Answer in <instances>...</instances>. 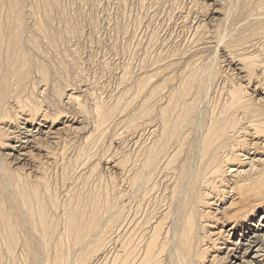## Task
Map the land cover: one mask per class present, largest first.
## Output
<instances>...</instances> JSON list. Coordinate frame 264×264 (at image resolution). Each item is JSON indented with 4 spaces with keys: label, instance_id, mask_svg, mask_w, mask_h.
Here are the masks:
<instances>
[{
    "label": "bare ground",
    "instance_id": "6f19581e",
    "mask_svg": "<svg viewBox=\"0 0 264 264\" xmlns=\"http://www.w3.org/2000/svg\"><path fill=\"white\" fill-rule=\"evenodd\" d=\"M154 1L156 2V0ZM217 1L220 4H225L222 3V0H215V2ZM42 2L44 1H41L40 3ZM204 2L205 0L203 1L202 7L203 5L205 6ZM227 2L228 4L226 3V5H224V11H221L223 10L221 6L220 13L217 12V9L213 11L209 10L211 11V13L208 17L216 21L212 26L210 25L208 29H204L203 27V22H205L204 20H197L198 24H196V26L192 22L194 25L191 28L193 29L194 26L195 28L193 30L192 38H190V47L187 46L188 49L186 47L183 48L186 49L184 51H181V49L180 52H175L174 50L173 53L172 51L170 56H168V58L164 56L165 58L162 59L161 63L157 66H153L155 64H150L151 67H145L140 64L141 68L136 69V73H143L150 70L148 74H151H149L148 76H144V78L142 79L137 76L140 80L136 79L137 81L132 82L131 77H134V75H132L130 77V83L128 74H132L131 70H129L131 66H128L129 68L126 67V69L124 68L119 79V85L122 88H120V91L122 90V92L119 91L118 93L120 94L116 95V97L113 95L114 98H112V96L110 95L111 98L108 103L102 102L100 99L99 100L101 102L97 101V97L94 96L95 94L92 93V91L89 92L88 89H85L86 87L83 90L81 89V95L82 97L84 96L83 98H85L86 101L85 104L88 103L87 100L91 101L93 104L91 107L92 109L89 106V110L88 107L86 108L82 99H80L79 96H76L74 92L75 85L73 84L76 83L72 84V80L73 78L75 80L77 76L76 74H79L78 70H75V68L74 70H72L73 72L78 71L72 73L75 74L74 77L73 75H71V72H69L71 69L65 67L66 65L63 68V62H61L63 63L61 68L62 71H58L60 70L61 64L59 69L56 70L55 68L54 71V68H52L53 65L51 64L52 62H50L52 66L50 65L49 67H51L54 71L52 72H58L60 74L58 75L56 73V75L52 77L50 76L53 79H49V74L51 71L49 72V74L48 71L51 69H49L48 71L45 70V66H47L46 64H49L45 62L47 56L46 54L49 51L47 49L46 51L48 52L44 54V50L47 48L46 46H53L55 45V43H58L56 37L58 36V33L56 34L57 30L55 28L60 27L55 26V24H57L59 20L57 21V23L53 22L52 24H50L51 19L54 18V16L52 15H55L51 13L53 12V4L50 2H46L44 4L42 3L43 5H41V7H38V5L40 4L35 2V0L31 2L32 4L30 3L35 7L31 8L30 5V7H28L32 9V11H29L30 9H27L28 12H30L29 15H33V21H31L32 24L30 25L31 36H28L29 39L28 37H26L28 40L27 42L25 38L27 28L24 29V27L28 26H24L26 24V21L23 25V17L25 15H22V9L20 10L19 8V4L22 2H20V0H0V11L3 10V8H6L8 10V13H6L7 18H9L8 14H11V21L8 19L9 24H7V27L5 24L6 19L5 21H3L4 19L2 20L1 18V14L3 12L5 14V11H1L0 14V124L2 126V128H0V147L2 150L8 152L5 153V156H9V158L10 156H12L14 163L15 161L23 162L30 167H34L33 163L38 161L41 156L38 157L36 161L33 158L34 161H32V163L28 158L29 152L25 149H32V145H39L40 143L38 142H41L42 140L48 141L47 139L52 140L56 143V141L59 139L51 136H58L66 132V134H68L71 125H69L68 122L62 120V122H60V127L55 130V133L53 132V129H55L54 121L57 122L58 119L63 117L62 115L64 111L67 110L74 114L72 116H77V119L81 120L82 122H80L82 128H80L79 131L82 133V135L80 134L82 136L80 145L81 143H83L82 148L84 150L80 151L81 148L79 149V153H76L77 156L75 158L72 157L74 159L72 160V163L79 164L82 156H87V152L89 151H87V149L92 150L91 146L100 140L98 137L102 136V140L105 136H103L102 134L105 133L108 136L111 132L107 134L106 130L110 128L109 126L114 121H118L116 125L114 124L115 122L113 123L116 127L114 129L116 130V132H113L114 136L117 132H119L115 136V138H134L135 140L132 145H135L137 147L135 149L134 146L132 153H130L131 150L129 149V152H117V150L114 148L116 151H114L113 153L111 152L107 157V163L110 162L112 164V168H114L115 171L117 170L121 179H123L122 183L124 182L126 186L125 188L127 189L124 193L122 191L123 189L120 190L122 191V193L119 194H115L116 190L113 191L118 182L115 186L113 185V190L109 189L110 191H104L105 194H103V191H101L100 188L98 189L99 186L97 187L96 185V190H99V192L101 191L102 194L98 193V191L95 190L88 196V194L86 193L87 191L85 190L86 192L84 193L87 194L88 198H84L82 197V190L81 192L79 191L82 195V198L77 197L75 199L73 197L74 201H72V198H69L71 195H69L68 198L71 201H68L67 199L68 202H65L64 200L65 204L62 205V207L58 206L59 203L56 204L58 200L55 203L54 198H52V195L54 196V194H50L51 190L49 189L51 187L46 180H42L44 178H36V180H39L38 182L42 180V182L40 183L29 184V182L33 181V179H31L27 183V179L25 180V177H20L13 173L4 172L9 169L8 168L7 170H5L6 168L4 166L3 173H0V264H2L4 253V251L2 252V248L5 246V244L7 245V247H9L8 250H10L11 248H15V246L18 245L22 240V238H20L21 232L25 234L26 239H28L22 240L25 243L21 241V244H24L21 246H24V249H27L30 253V247L32 248V245L36 246V244H33L35 243L34 241H30L32 238H34L32 237L33 234L38 237V241L44 248L49 247L48 244L51 242V240H54V242L56 241V244H60H57L59 246V248L57 247V249L54 246L56 250H59L57 252L54 249L58 254L55 255V259L52 257V261H54L52 264H264V0H228ZM210 5L211 4H209L208 6ZM194 8L196 7L194 6L193 9ZM207 9L203 8L202 14H205ZM65 10L66 9L64 7L63 11ZM197 10L198 9H194L192 11L195 12ZM189 12H191V10ZM222 12H224V14ZM35 13H38L40 15H36ZM105 13L107 12L105 11ZM190 14L188 15V17L190 16ZM196 14L198 15V12ZM192 15L194 16V14ZM36 16H38V18H36ZM60 16L62 18V15ZM27 18L29 19V17ZM185 21L187 22L188 20ZM185 21H183V23ZM58 24L60 25L61 23L59 22ZM187 24L188 23H184L183 25L186 26ZM205 24L208 25L209 23L207 22ZM138 27L140 26L138 25ZM6 28L8 29V31ZM23 30H25L24 36H22ZM28 31H30V29H28ZM62 31V34L64 33V36L67 37L66 39L68 40H71L69 38L77 39L80 36V31H78L77 26L76 28L73 27L72 29H70V27L66 24ZM22 37L25 38V41L29 44L24 46H29L31 49H34V51L39 52V54H36L37 52H35V56V54L33 53L34 51L30 49L33 53L32 55L31 51L26 47V51L25 49L23 50L27 53L30 51L29 54L31 53V55L26 56L27 53H24V51L21 50L23 46L21 45L22 47H20V44H22L20 42ZM61 37L58 40H60ZM39 39L47 45L45 46L44 43V45L41 43L42 45L39 46L37 41ZM25 41L23 40V44L26 43ZM41 41H39V43ZM61 42L64 43L63 41H59L60 44ZM59 43L57 45H59ZM163 45L165 46V44ZM186 45H188V42ZM52 46H49L48 48L50 49ZM40 47H46L43 50L44 53L42 52L43 56L46 55L44 56L45 59H42L44 57L40 55L42 51V48L40 49ZM61 47L59 49L58 46V49H56L60 51L63 48V50L65 51V49L67 48L66 47L64 49V47ZM142 48L143 47H141V49ZM56 49L54 48V53L51 50L54 55L57 53H55V51H57ZM203 49H208V52L209 49H211L212 52L214 51V55H216V52L218 53L219 51L223 60L225 61L224 63H226V65L229 66L233 71L232 75L229 76H233V74H235V76H233L234 78L227 76L225 78V76H221L222 71L220 72L217 69L212 70V64L210 65L211 69H205L206 73L208 74L215 73V75H212L216 76V79L214 78L216 82H218V79H222L224 85H221L223 88L221 87L222 90H220L222 93V97H220L221 93L219 92L220 99L218 101L215 99L216 102L214 100V102L211 103L208 101L212 100L213 98L210 100L208 99V101L206 99L209 97V93L207 94L206 91V89H208L206 88L207 84H212L213 82L211 81V79H209L211 78L209 77L211 76V74H207L208 76H205L206 73L203 74L200 70L199 72H197V70L194 68L195 66L193 65L197 63V61L193 60L195 58L194 56H197L198 54L200 55V51ZM151 52L153 51L151 50ZM52 53H48V55L50 54V57L48 56V60L46 59V61H49ZM71 53L69 54H73L74 56H76V52L74 53L73 51V53ZM188 53H191V56ZM202 53L204 52L202 51ZM57 54L58 56L60 55L59 52ZM62 54L66 55L65 52ZM69 54L67 53L68 56H64L65 58H61H64L65 60L73 63L72 60H70L71 58L69 57ZM187 54L189 55V59L190 57L191 59L192 57L194 58L192 60H189L188 63L186 62V64H183L185 63V61H188V58L186 56L185 61H183V56ZM38 55L40 56L37 57ZM28 56H34L32 57V59L36 57V63L41 61L38 58L42 59L45 62V66H41L43 63H38L39 65L37 64V70L35 68V70L38 71L35 74L37 76V79L35 80L38 81L37 85H33L34 83L32 84V87H30L31 85H29V87L31 88L30 92L27 91L28 95H26L27 92H25L26 96H22V94H20V91L22 89H25L23 91H26V88L23 87H26L25 82L29 80V76L32 75H29L30 71L27 69V67H29V60L31 59L27 58ZM58 56L54 58L57 59L55 61L56 63L59 59L62 61L61 58L58 59ZM135 56L137 55L135 54ZM72 58L75 59V57ZM198 59L199 58H197V60ZM37 60L39 61L37 62ZM200 60L202 59H199V62H201ZM67 61L65 62V64H67ZM181 61H183V63ZM158 62L155 61L156 64ZM189 64H191L190 66L193 65L194 67L192 68L188 66ZM197 64L196 66H198ZM220 64L218 66H221ZM92 66L90 67L92 68ZM114 67L116 66L114 65ZM65 68L69 69V71ZM177 69H184L183 72L182 70H179L184 74L182 76H179L178 78L172 77L171 74ZM27 71L29 72L27 73ZM224 71H226V69ZM228 71L227 74L229 73ZM81 75L82 74L80 73V76ZM72 76L73 78L71 79ZM87 78L89 77L87 76ZM78 80L76 82H78ZM93 80L95 81V79ZM153 80H158V83L153 82ZM82 82L83 81L81 80V85L79 84L81 87L83 85ZM84 82L86 83V81ZM90 87L92 88V86ZM218 87L220 86L218 85ZM209 88H211L210 85ZM98 94L99 93H97V95ZM206 95H208V97ZM102 96L103 95H101V97ZM8 100L10 101V106L8 108V106L6 105V108L9 110L5 108V104L8 103ZM137 103L138 108L135 111H132V108L135 107ZM71 113L66 114H68L69 116L71 115ZM66 114L64 117H66ZM120 115L122 117L124 116L123 118L125 119L127 116V120L123 121L124 123L122 122V120L125 119H121L122 117ZM119 117L121 118L119 119ZM18 118L20 120L22 118V125L24 126V128L22 129L21 133L20 131L17 132L18 137L14 138L15 141H13L12 137L9 138L11 134L9 129L10 125L12 124L11 122H13L14 119L17 120ZM121 123H123V125ZM13 124L15 126V122ZM147 128L151 129V131L149 129V136L146 138H142L143 132L146 131ZM73 130L75 131L76 129L74 128ZM12 132L14 131L12 130ZM72 133H70V135ZM136 134H138L139 136H136ZM80 135H78L77 138H79ZM74 136L76 138L75 134ZM114 136L111 137L114 138ZM59 137L62 138V135ZM66 137H68V135ZM69 140H71L70 137ZM48 143L50 142L48 141ZM61 143H63V141H60L59 145H62ZM94 145L97 146V144ZM118 148L120 147L118 146ZM41 149L44 150V147ZM47 150H45L46 153L44 154H46L47 159L49 155L51 156L50 159H52L53 154H50L49 151L47 153ZM62 150L63 151L60 154L61 163L63 161L62 155L65 156V153L63 152L64 150L66 151V147ZM51 151L52 149L50 150V152ZM91 154H88L89 158ZM29 155L32 156V154ZM12 157L10 159H12ZM72 158H70L68 162H71ZM93 158L94 157L92 156V158L90 159ZM0 159H2V157ZM57 159L53 160L57 161ZM40 160L41 159H39V161ZM65 160L66 158L64 159V161ZM85 162V164H87L88 159L87 161L85 159ZM82 163L84 164V162ZM11 165L12 164H10L9 167ZM73 166L77 167L76 165ZM36 167L38 166L36 165ZM36 167H34L33 169L35 170ZM44 168H42V171L45 170ZM94 168L93 172L95 173ZM18 169L19 168L17 167V170ZM69 171L71 172L72 170ZM96 171H98V168ZM33 172L34 171H32V175H34ZM38 172H40V169ZM19 173L21 172L19 171ZM76 174L77 173H75V175ZM90 174H92V172ZM22 175L24 176V173ZM39 175L41 174L39 173ZM114 180V182L117 181L116 179ZM110 183L112 182L110 181ZM60 185L62 187V184ZM159 185L162 187L161 191H159L158 189ZM85 187L83 186V188ZM93 188H95V185ZM116 189L118 190L117 187ZM155 189H157L159 192H162L161 199L158 201L156 200L157 202L153 203H162L159 204V207H161L162 205L163 208L162 210L160 208L161 212L157 213L158 215L156 216L158 217L154 220L148 221L149 219H152V216H150V218L148 220L146 218V221L144 222H140L141 220L137 221L140 224L136 225H132L131 223H133L134 221L131 220L128 224V226L130 227H128L125 223L123 224L121 220L127 221V219H122L125 216L123 214H125L124 212L126 210L124 211L123 208L119 206L120 203H123L121 202V197L123 196V199H125L127 195L129 196L131 194L130 196H132V193H138V196H140V201L142 202L141 204L144 207L145 202L148 200L151 194H154ZM8 190H10L12 193V196L9 197H12V201L15 202V204L12 203L13 205H10L11 203H8L10 205L9 210L7 209L8 204L5 207L6 200L4 201V194L11 195L10 191ZM7 191L9 192V194L6 193ZM136 197L137 196L135 195L134 200H136ZM156 197L157 195L155 196V198ZM133 198L131 199L133 200ZM156 199H158V197ZM149 200L153 201L154 199L150 198ZM140 201H138L139 205ZM149 202L148 204H150ZM122 206H125L124 203ZM142 206L140 205V207L138 208H142ZM148 207L149 206H147L146 209ZM135 210L137 211L138 209ZM154 211L156 214L157 210ZM57 212H61L63 216L62 225L59 224L60 222L58 223V221L56 222L53 219V216H55ZM138 215H136L137 218L140 217ZM135 219L136 218L134 216V220ZM121 225L125 227L127 226L129 228V230L127 229L128 231L125 230L127 231V233H124L126 237L123 240L117 239V235L120 233L119 230ZM114 231H118V234H115L117 238H112L113 235L111 236V234L115 233ZM108 236L111 237L109 239L114 243V246L112 245V247L115 249V251L112 257H108V255H106L107 253L103 256L105 252H102L103 248L105 247L104 245L106 244L105 240L108 238ZM109 239L107 240L110 241ZM54 242H52V245ZM8 250L7 252H9ZM14 251L16 252L17 250ZM14 251L13 253H15ZM45 253H47V251ZM26 259H28V257ZM26 259H24V261H26ZM48 259H51V257H49ZM27 262H25V264H27Z\"/></svg>",
    "mask_w": 264,
    "mask_h": 264
},
{
    "label": "rangeland",
    "instance_id": "374dc122",
    "mask_svg": "<svg viewBox=\"0 0 264 264\" xmlns=\"http://www.w3.org/2000/svg\"><path fill=\"white\" fill-rule=\"evenodd\" d=\"M24 1L25 0H20V2H22V3H20L19 4V8H20V10L22 11V15L24 14L25 16L23 17V25L25 24V21H26V24L24 25V26H28V27H24V29L25 28H27V31H28V29H30V31H26V34H25V30H23V32H22V36H24V34H25V38L26 37H28V36H31V24H32V22L31 21H33V15L31 16V15H29V13L30 12H28V10L30 9L29 7H30V5L32 4L31 2H33L34 0H29V2H28V0H26L25 1V3H24ZM39 1V0H38ZM37 0H35V2H37L38 4H40V5H38V7H41V5H43L44 3H46V2H50V3H52L53 4V9H52V11L53 12H51L52 14H55V15H52V16H54V18H52L51 19V23L50 24H52L53 22L54 23H57V21L59 20V22L61 23L60 25L58 24H55V26H60L59 28H55L56 30H57V32H56V34L58 35V36H56L57 37V42L59 43V41H63L64 43H62L61 42V44L59 43V45H57L58 43H55V45H48V46H46L47 44H45L43 41H41L40 39L39 40H37L38 41V44H39V46H41L43 43L45 44V46L47 47H45V48H42V47H40V49L42 50L41 51V56H43V53L44 54H46V52H48V53H52V51H53V53H54V48L56 49H58V46H59V49H60V47L62 46V45H64V46H62V47H64V49L67 47V48H69V49H65V51L63 50V48L59 51V50H57V51H55V53L57 52H59L60 53V55L58 56V54L56 53L55 55L52 53L51 54V58H49V61H46V59L48 60V56L50 57V54L48 55V53L46 54V55H44V56H46V59H45V57L44 58H42V59H45V62H47V63H49V64H46L47 66H45L44 64H45V62L42 60V59H40V58H38L39 60H41L40 62H38L39 60H37V62L38 63H43L41 66H45L46 68H45V70L46 71H48L49 69H51V70H49L48 71V74H49V72H50V74H49V77L51 76H54V75H56V73L58 74V75H60L58 72H55V73H53L54 71H55V68H56V70L57 69H59V67H60V64H61V67H60V70H58V71H62L61 70V68H62V64L64 63V65H63V68H64V66L65 67H67V68H69V69H71L70 71H69V69H67V68H65V69H67L69 72H71V75H73L74 77H75V74H72V73H75V72H78L79 71V74H76L78 77H81V78H78L77 76H76V78H77V80H78V82H76L77 80H76V78H75V80H74V78H73V76L71 77V79L73 78V82H72V84L73 83H76V84H73V85H75V86H77V87H75L74 86V88H75V90H74V92H75V95L76 96H79V98L80 99H82V101L84 102V104H85V98H83L82 97V90L85 88V89H88L89 90V92H91L92 91V93H94L95 95V97H97V101H102V102H107L108 103V101L110 100V95L112 96V98H114V96L116 97V95H119L120 93H118L119 91H120V88H121V86L119 85V79H120V76H121V74H122V70L125 68L126 69V67L127 68H129L128 66H131L130 68H129V70H131V72H132V74L131 73H129L128 74V76H129V82L131 81V79H130V77L132 76V75H134V77L132 76L131 78H132V82H135V81H137V80H140L139 78H144V76H148L149 74H151V73H149L148 74V72H150V70L149 71H147V72H143V73H136V69H139V68H141V65L142 66H147V67H151V65H153V64H155V65H153V66H157V65H159L160 63H161V61H162V59H164L165 57L166 58H168V56H170V54L172 53V51H173V53H174V50H175V52H180V49H181V51H184V50H186V49H183V48H186L187 46L188 47H190V41H191V39L190 38H192V35H193V30H194V28H195V26H196V24H198V21L200 20V21H202V20H204L205 22H203L204 23V25H203V27H204V29L206 28V29H208V27H210V25L212 26L213 25V23H215V21L216 20H214V19H211V18H209L208 16L210 15V13H211V11H209V10H215V9H217V12H221V11H224V9H225V6L224 5H226V3L228 4V0H222V3H225V4H220L218 1L217 2H215V0H205V2H204V4H205V6L203 5V7H202V4H203V1L204 0H163V2H162V0H156V2L154 1V0H41V1H44V2H42V3H40L41 1H39L38 2ZM71 1V2H70ZM80 1V2H79ZM175 1H176V3H175ZM185 1V2H184ZM202 1V2H201ZM212 1V2H211ZM142 2V3H141ZM167 2V3H166ZM170 2V3H169ZM190 2V3H189ZM199 2V3H198ZM31 3V4H30ZM37 3H36V6H37ZM93 3V4H92ZM97 5H96V4ZM101 3H102V5H101ZM121 5H120V4ZM124 3V4H123ZM144 3V4H143ZM147 3V4H146ZM186 3V4H185ZM194 3V4H193ZM208 3V4H207ZM215 3H217V4H215ZM26 4V5H25ZM29 4V5H28ZM137 4V5H136ZM190 4V5H189ZM201 4V5H200ZM209 4H211L210 6H208ZM22 7H21V6ZM55 5V6H54ZM101 5V6H100ZM113 5H114V7H113ZM125 5V6H124ZM141 5H142V7H141ZM153 5V6H152ZM161 5V6H160ZM186 5V6H185ZM197 5V6H196ZM29 6V7H28ZM67 6V7H66ZM109 6V7H108ZM173 6V7H172ZM178 6V7H177ZM196 7V8H194V9H198L197 11H195V12H193L192 10H194L193 9V7ZM220 6V7H219ZM221 6H222V8H223V10H221L220 11V9H221ZM224 6V7H223ZM24 7H25V9H24ZM33 7H35L34 5L32 6L31 5V8H33ZM58 7V8H57ZM64 7H65V11H63V9H64ZM199 7V8H198ZM208 7H210V8H208ZM54 8H56V9H54ZM80 8V9H79ZM125 8V9H124ZM171 8V9H170ZM190 8H192V9H190ZM203 8H205V9H207L206 10V12H207V14H206V12H205V14H202L203 12ZM213 8V9H212ZM28 9V10H27ZM69 9V10H68ZM78 9V10H77ZM89 9V10H88ZM189 9V10H188ZM58 10V11H57ZM116 10H118V11H116ZM170 10V11H169ZM191 10V12H189ZM200 10V11H199ZM1 11H5V14H4V12L1 14ZM0 11V14H1V18H2V20L3 21H5V19H6V27H7V24H9V20L11 21V14L9 13L8 15H9V18H7L6 17V13H8V10L5 8H3V10H1ZM23 11H24V13H23ZM27 12V14H26V12ZM29 11H32V9H30ZM63 11V12H62ZM87 11V12H86ZM105 11L108 13H105ZM125 11V12H124ZM172 11V12H171ZM179 11H181V12H179ZM186 11V12H185ZM209 11V12H208ZM57 12V13H56ZM116 12H117V14H116ZM193 12V13H192ZM198 12V15L196 14ZM201 12V13H200ZM82 13V14H81ZM125 13V14H124ZM190 14V18L188 17V15ZM223 14H224V12H222ZM4 14V15H3ZM36 15H40V14H38V13H35ZM58 14V15H57ZM73 14V15H72ZM183 14H185V15H183ZM186 14H187V16H186ZM192 14H194V16L192 15ZM60 15H62V18H61V16ZM72 15V16H71ZM87 15H88V17H87ZM125 15V16H124ZM154 15V16H153ZM172 15V16H171ZM192 15V16H191ZM197 15V16H196ZM4 16H5V18H4ZM29 17V19H31V20H29L27 17ZM51 16V17H52ZM70 16V17H69ZM168 16V17H167ZM175 16H177V17H174ZM196 16V17H195ZM25 17H26V20H25ZM31 17V18H30ZM56 17H57V19H56ZM78 17H80V18H78ZM123 17V18H122ZM170 17V18H169ZM192 17V18H191ZM35 18V17H34ZM36 18H38V16H36ZM59 18V19H58ZM66 18H67V20H66ZM70 18V19H69ZM79 20H78V19ZM109 18V19H108ZM124 18H125V20H124ZM188 18V19H187ZM196 18V19H195ZM9 19V20H8ZM28 19V20H27ZM76 19V20H75ZM108 19V20H107ZM90 20V21H89ZM185 20H188L187 22L185 21ZM198 20V21H197ZM211 20H213V21H211ZM27 21H28V24H27ZM79 21V22H78ZM183 21H185L184 23L186 24V23H188L186 26L185 25H183L184 23H183ZM195 21V22H194ZM210 21V22H209ZM77 22V23H76ZM100 22V23H99ZM102 22V23H101ZM108 22V23H107ZM195 24V26L193 27V29L191 28L194 24ZM209 23L208 25L207 24H205V23ZM65 23V24H64ZM139 23V24H138ZM141 23V24H140ZM143 23V24H142ZM211 23V24H210ZM67 24V26H69L70 27V29H72L73 27L74 28H76V26H77V29H78V31H80V36H79V38H77V39H74V38H69V39H71V40H68V39H66L67 37H65L64 35V33L62 34V29L65 27V25ZM71 24V25H70ZM77 24V25H76ZM105 24V25H104ZM115 24V25H114ZM117 24V25H116ZM76 25V26H75ZM108 25V26H107ZM138 25L140 26V27H138ZM73 26V27H72ZM96 26V27H95ZM182 26V27H181ZM206 26V27H205ZM118 29H116V28ZM62 28V29H61ZM80 28V29H79ZM115 28V29H114ZM191 28V29H190ZM7 29V28H6ZM85 29V30H84ZM99 29V30H98ZM102 29V30H101ZM107 29V30H106ZM115 31H114V30ZM125 29V30H124ZM203 29V30H204ZM61 30V31H60ZM94 30V31H93ZM98 30V31H97ZM117 30V31H116ZM122 32H121V31ZM124 30V31H123ZM7 31H8V29H7ZM6 31V32H7ZM113 31V32H112ZM205 31V30H204ZM117 32V33H116ZM88 33H89V35H88ZM97 33V34H96ZM123 33V34H122ZM192 33V34H191ZM30 34V35H29ZM55 34V35H56ZM62 34V35H61ZM106 34V35H105ZM152 34H153V36H152ZM156 34V35H155ZM62 37H61V36ZM99 35H100V37H99ZM191 37H190V36ZM82 36V37H81ZM155 36V37H154ZM61 37V39L60 40H58L59 38ZM63 37H65V38H63ZM84 37V38H83ZM92 37V38H91ZM126 37V38H125ZM151 37V38H150ZM153 37V38H152ZM157 37V38H156ZM184 37V38H183ZM25 38H23L22 37V39L25 41ZM105 38V39H104ZM148 38V39H147ZM167 38V39H166ZM180 38V39H179ZM188 38V39H187ZM21 39V43L22 44H20V47H22L21 48V50L22 51H24L23 49H25V51H26V47L30 50L31 48L29 47V46H24V45H29L27 42H28V40H27V38H26V40H27V42L26 43H24L23 44V40ZM28 39H29V37H28ZM66 39V40H65ZM100 39V40H99ZM119 39V40H118ZM153 39H156V40H152ZM186 39H187V41H186ZM88 40V41H87ZM98 40V41H97ZM105 40V41H104ZM110 40V41H109ZM142 40V41H141ZM145 40H146V42H145ZM151 40V41H150ZM159 40V41H158ZM185 40V41H184ZM39 41H41L40 43H39ZM67 41V42H66ZM69 41H70V43H69ZM93 41V42H92ZM100 41V42H99ZM118 41V42H117ZM164 41V42H163ZM183 41V42H182ZM82 42V43H81ZM86 42V43H85ZM102 42V43H101ZM132 42V43H131ZM135 42V43H134ZM172 42V43H171ZM186 42V43H185ZM187 42H188V45H186L187 44ZM42 43V44H41ZM100 43V44H99ZM118 43V44H117ZM143 45H142V44ZM149 43H150V45H149ZM176 43V44H175ZM43 44V45H44ZM67 44V45H66ZM77 44V45H76ZM90 44V45H89ZM98 45V47H97V45ZM105 44V45H104ZM113 44V45H112ZM117 44V45H116ZM156 44V45H155ZM158 44V45H157ZM163 44H165V46L163 45ZM166 44H168V45H166ZM174 44V45H173ZM186 46H185V45ZM22 45V46H21ZM56 45H57V47H56ZM61 45V46H60ZM101 45H102V47H101ZM49 46H52L50 49L48 48ZM73 46V47H72ZM111 46V47H110ZM115 46V47H114ZM149 46V47H148ZM153 46V47H152ZM154 46H155V49H154ZM163 46V47H162ZM170 46V47H169ZM44 47V46H43ZM90 47H91V49H90ZM94 47V48H93ZM138 47V48H137ZM141 47H143L142 49H141ZM188 47H187V49H188ZM73 48V49H72ZM85 48V49H84ZM98 48V49H97ZM101 48V49H100ZM112 48V49H111ZM115 48V49H114ZM144 48H146V49H144ZM166 48V49H165ZM171 48V49H170ZM178 48V49H177ZM27 49V50H28ZM45 49V50H44ZM48 49V51H46ZM70 49H72L73 51H74V53L76 52V56H74L72 53H73V51L72 50H70ZM87 49H88V51H87ZM108 49V50H107ZM111 49V50H110ZM127 49V50H126ZM177 49V50H176ZM28 50V51H29ZM32 51H34V49H31ZM30 50V51H31ZM43 50H44V52H43ZM52 50V51H51ZM68 50H70V51H68ZM78 50V51H77ZM84 50V51H83ZM90 50V51H89ZM94 50V51H93ZM102 50V51H101ZM114 50V51H113ZM136 50V51H135ZM146 52H145V51ZM151 50L153 51V52H151ZM167 50V51H166ZM205 49H203V50H201L200 51V55L198 54L197 56H194V57H192V59L193 60H195V61H197V63H195V64H193L192 66H190L191 64H189L188 66H190V67H194L196 70H197V72H199V70L201 71V73H203V74H205L206 73V70L205 69H209L210 68V65L212 64L213 66V69L212 70H215V69H217V70H219L220 72H221V76H225V78H226V76L227 77H233V76H235V74H233V76H229V75H232V73H233V71H232V69L229 67V66H227L226 65V63H224L225 61L223 60V58H222V56H221V54L219 53V51H218V53L216 52V55H214V51L212 52V50L211 49H209V52L207 51L208 49H206L205 51L207 52H205L204 51ZM24 51V53H27V52H25ZM29 51V52H30ZM32 51H31V53H32ZM62 51V52H61ZM67 51V52H66ZM97 51V52H96ZM99 51H101V52H99ZM202 51L205 53H202ZM29 52L26 54V56L27 55H31V53L29 54ZM35 52H37V51H34L33 53L35 54ZM43 52V53H42ZM65 52V54L66 55H63L62 53H64ZM81 52V53H80ZM85 52V53H84ZM112 54H111V53ZM120 52V53H119ZM157 52V53H156ZM212 52V53H211ZM33 53H32V55H33ZM67 53L69 54V53H71L72 55H70L69 54V57L71 58H69L70 60H72V62L75 64H73V63H71V62H69V61H67V60H65L64 58L66 57V56H68L67 55ZM83 53V54H82ZM103 53V54H102ZM125 53V54H124ZM147 53V54H146ZM162 53H163V55H162ZM36 54H39V52H37ZM36 54H35V56H36ZM63 56H62V55ZM94 54V55H93ZM96 54V55H95ZM100 54V55H99ZM135 54L137 55V56H135ZM169 54V55H168ZM189 55L191 54V53H188ZM187 54V55H188ZM204 54V55H203ZM208 54V55H207ZM40 55H38L37 57H39ZM52 55H54V56H52ZM98 55V56H97ZM104 55V56H103ZM159 55V56H158ZM187 55H184L183 57V61H185V59H186V57L188 58L187 60L188 61H185V63H183V61H181L183 64H186V62L188 63L189 62V60H192L191 59V57H190V59H189V55L187 56ZM218 55V56H217ZM219 55H220V57H219ZM56 56H58V59L59 58H61V57H64L63 59H62V61L59 59L58 61H57V63L55 62L57 59H54V58H56ZM75 57V59H73L72 57ZM84 56V57H83ZM92 56V57H91ZM103 56V57H102ZM120 56V57H119ZM134 56V57H133ZM161 56V57H160ZM165 56V57H164ZM186 56V57H185ZM191 56V55H190ZM193 56V55H192ZM32 57H34V56H28L27 58H31L29 61V67H27V69L30 71H27V73L29 72V75H31V76H29V80H27L25 83H26V87H23V88H26V91H23V90H25V89H22L21 91H20V94H22V96H26V95H28V92H30V90H31V88L30 87H32L33 85H37V80H35V79H37V76L35 75L38 71H36L37 70V66L39 65L38 63H36V57L35 58H33L32 59ZM83 57V58H82ZM107 57V58H106ZM144 57H145V59H144ZM158 57V58H157ZM81 58V59H80ZM88 58H90V59H88ZM98 58V59H97ZM106 58V59H105ZM112 58V59H111ZM197 58H199V59H202V60H200L201 62H199V59L197 60ZM218 58V59H217ZM50 59H52V60H50ZM54 59V60H53ZM100 59V60H99ZM103 59H105V60H103ZM132 59V60H131ZM134 59V60H133ZM148 59H149V61H148ZM159 59H160V61H159ZM211 59V60H210ZM218 60V62H217V60ZM219 59H220V61H219ZM32 60V61H31ZM65 60V61H64ZM75 60V61H74ZM113 60V61H112ZM126 60H127V62H126ZM145 60V61H144ZM205 60V61H204ZM208 62H207V61ZM43 61V62H42ZM60 61V62H59ZM67 61V64H65V62ZM80 61V62H79ZM98 61V62H97ZM105 61V62H104ZM142 61V62H141ZM147 61H148V63H147ZM151 61V62H150ZM155 61L156 62H158L157 64L155 63ZM194 61V62H195ZM215 61V62H214ZM32 62V63H31ZM50 62H52L51 64L53 65H51L50 64ZM55 62V63H54ZM59 62V63H58ZM61 62H63V63H61ZM77 64H76V63ZM91 62V63H90ZM101 62H103V63H101ZM143 62H144V64H143ZM153 62V63H152ZM191 62V61H190ZM193 62V61H192ZM212 62V63H211ZM222 62V63H221ZM54 63V64H53ZM69 63V64H68ZM71 63V64H70ZM79 63H80V65H79ZM110 63V64H109ZM117 67H114V65ZM120 63V64H119ZM134 63H135V65H134ZM181 63V64H182ZM206 63V64H205ZM221 65V66H218L219 64ZM36 64V65H35ZM38 64V65H37ZM58 64H59V66H58ZM97 64H99V65H97ZM109 64V65H108ZM141 64V65H140ZM151 64V65H150ZM182 64V65H183ZM196 64L198 65V66H196ZM225 64V65H224ZM35 65V66H34ZM52 66V68H54V71H53V69L51 68V67H49V66ZM56 67H55V66ZM68 65V66H67ZM72 65V66H71ZM75 67H74V66ZM80 67H79V66ZM81 65H83V66H81ZM84 65H86V66H84ZM93 65V66H92ZM112 65V66H111ZM121 65V66H120ZM139 65V66H138ZM204 65V66H203ZM224 65V66H223ZM43 66V67H44ZM90 66H92V68L90 67ZM106 66H108V67H106ZM134 66V67H133ZM203 66V67H202ZM216 66H217V68H216ZM71 67V68H70ZM78 67V68H77ZM84 67V68H83ZM201 67H202V69H201ZM208 67V68H207ZM220 67V68H219ZM225 68L226 69V71H224L225 69H223V68ZM35 68H36V70H35ZM73 68V69H72ZM74 68H75V70H78V71H75V72H73L72 70H74ZM83 68V69H82ZM86 68V69H85ZM100 70H99V69ZM101 68H102V70H101ZM200 68V69H199ZM107 69V70H106ZM176 69V68H175ZM194 69V70H195ZM211 69V68H210ZM228 69H229V71H228ZM33 70V71H32ZM83 70V71H82ZM96 70V71H95ZM104 70V71H103ZM117 70V71H116ZM121 72H120V71ZM133 70V71H132ZM179 70H182V72H183V70L184 69H177L176 71H174L172 74L171 73H169V74H171V76L172 77H179V76H182L184 73H181V71H179ZM204 70H205V72H204ZM53 71V72H52ZM84 71H86V72H84ZM138 71V70H137ZM227 71L229 72L228 74H227ZM231 71V72H230ZM103 72H104V74H103ZM33 73H34V76H33ZM53 73V74H52ZM80 73L82 74L81 76H80ZM90 73V74H89ZM200 73V74H201ZM52 74V75H51ZM96 74V75H95ZM99 74V75H98ZM106 74V75H105ZM146 74V75H145ZM208 73H206L205 74V76L207 75ZM211 73H209L208 75H210ZM212 74H214L215 75V73H212ZM211 74V76H209V77H211V78H209V79H211V81H213L212 82V84L210 83V84H207V87L206 88H208V89H206V91H207V94L209 93V97H208V95H206L208 98H206L207 99V101H208V99L210 100V99H212V100H210V101H208V102H214V100L216 99L217 101L220 99L219 98V94L221 93V91L220 90H222L221 89V87L222 86H224L223 85V81H222V79H218L217 81L218 82H216V76H214V75H212ZM70 75V74H69ZM70 75V76H71ZM102 75V76H101ZM143 75V76H142ZM207 75V76H208ZM34 78H33V77ZM84 76V77H83ZM87 76L89 77V78H87ZM92 76V77H91ZM113 76V77H112ZM136 76V77H135ZM139 78H138V77ZM204 76V75H203ZM49 78V79H53V78ZM86 77V78H85ZM94 77V78H93ZM96 77V78H95ZM107 77V78H106ZM199 77H200V75H199ZM198 77V78H199ZM32 78V79H31ZM95 79V81L93 80V79ZM212 78H213V80H212ZM215 78V79H214ZM234 78V77H233ZM34 79V80H33ZM70 79V80H71ZM83 81L82 82V84L83 85H85V86H83L82 85V87L80 86L81 85V80ZM84 79V80H83ZM96 79H98V80H96ZM137 79V80H136ZM223 79H224V77H223ZM236 79V78H235ZM89 80V81H88ZM29 81V82H28ZM33 81V82H32ZM36 83H35V82ZM84 81H86V83L84 82ZM98 81V82H97ZM115 81V82H114ZM210 81V82H211ZM95 82V83H94ZM153 82H155V83H158V80L157 81H154L153 80ZM152 82V83H153ZM28 83V84H27ZM31 83V84H30ZM34 83V84H33ZM90 83H91V85H90ZM100 83V84H99ZM118 83V84H117ZM131 83V82H130ZM216 83H218V84H216ZM33 84V85H32ZM79 86H78V85ZM86 84H87V86H86ZM97 86H96V85ZM109 84V85H108ZM216 86H215V85ZM29 85H31L30 87H29ZM209 85H210V87L211 88H209ZM218 85L220 86V87H218ZM222 85V86H221ZM25 86V85H24ZM27 86H28V88H27ZM90 86H92V88L90 87ZM99 86V87H98ZM115 86V87H114ZM214 86V87H213ZM88 87V88H87ZM105 87V88H104ZM111 87V88H110ZM113 87H114V89H113ZM218 88V89H217ZM223 88V87H222ZM40 89V88H39ZM69 89H71V88H69ZM82 89V90H81ZM122 89V88H121ZM78 92H77V91ZM98 90V91H97ZM105 92H104V91ZM209 90V91H208ZM216 90H218V91H216ZM28 91V92H27ZM80 91V92H79ZM213 91V92H212ZM23 92V93H22ZM25 92H27L26 93V95H25ZM100 92H101V94H100ZM104 92V93H103ZM120 92H122V90L120 91ZM218 92V93H217ZM220 92V93H219ZM79 93H80V95H79ZM97 93H99L98 95H97ZM115 93V94H114ZM24 94V95H23ZM215 94H216V96H215ZM101 95H103L102 97H101ZM114 95V96H113ZM81 96V97H80ZM107 96H109V97H107ZM212 96V97H211ZM104 97V98H103ZM217 97V98H216ZM220 97H222V93L220 94ZM109 98V99H108ZM100 99V100H99ZM205 99V100H206ZM86 100H87V98H86ZM216 100H215V102H216ZM100 101V102H101ZM8 103H6L5 104V108L8 106V108H9V106H10V101L8 100L7 101ZM87 104H85V106H86V108L88 107V109L90 110V108L92 107V102L91 101H89V100H87ZM206 102V101H205ZM210 103H208V104H210ZM9 104V105H8ZM89 104H91V105H89ZM207 104V105H208ZM7 105V106H6ZM89 106H90V108H89ZM134 108V109H133ZM132 108V111H135L137 108H138V103L135 105V107H133ZM7 109V108H6ZM92 109V108H91ZM7 110H9V109H7ZM68 111V110H67ZM67 111H64V113H63V117H61L60 119H58L57 120V122L56 121H54V125H55V129H53L54 131V133L56 132L55 130L56 129H58L59 127H60V122H62V121H66V122H68L69 123V125H71V129L69 128V132H68V134H66V133H62V134H60V135H54V136H51V137H54V138H58L61 142L63 141V143H61L62 145H59L60 144V141L59 140H57L56 141V143L54 142V141H52V140H49V139H47L50 143H48V141H45V140H42L41 142H38V143H40L39 145H32L31 147H33L32 149L30 148V149H25L26 151H28L29 152V154H32V156L31 155H29L28 154V158L31 160V162L32 161H34V159H35V161H36V159H38V157H40L41 156V158H39V159H41L40 161H39V159H38V161H36V162H32L33 163V165H34V167H36V165L38 166V167H36V169L34 170L33 168L34 167H30L29 165H27V164H25V163H23V162H16L15 161V163H14V160H13V157L12 156H10V158L12 157V159H10L9 158V156H5V153H8L7 151H5V150H2L1 149V147H0V158L2 157V159H0V173L2 172L3 173V167L5 166V170H7L8 168V170L7 171H4V172H8V173H13V174H15V175H17V176H22V177H25V180L27 179V183L31 180V179H33V181H30L29 182V184H36V183H40V182H42V180L44 181V180H46L47 182H48V184H49V186L51 187L49 190H51L50 192V194L52 195V194H54V196L57 198H55L53 195H52V198H54V201H55V203H56V201H57V203L56 204H58V206L59 207H62V205H64L65 203H64V200H65V202L67 201V199H68V201H74V199H73V197L76 199L77 197H81L82 195H81V191L83 190V196L82 197H84V198H88V196L90 195V194H92L91 192H93V191H95L97 188H96V185H97V187H98V189L100 188V190L101 191H103V194H105L104 193V191L106 192V191H110V190H113V188H114V186L116 185V183L118 182V184L116 185V187L118 188V190L116 189V187L114 188V190L113 191H115V194H119V193H122V191H123V193L127 190L125 187V184H124V182L122 183V180L123 179H121V177H120V175L118 174V171L116 170L115 171V169L114 168H112V164L110 163V162H108L107 163V157L110 155V153L112 152H114V151H116L117 150V152H129L128 151V149L129 150H131V152L130 153H132V150L134 149V146L135 145H132L133 143H134V138H131V139H128V138H126V139H119L118 137H116L115 138V136L119 133V132H117L116 133V135L114 136V134H113V132L115 133L116 132V130H114L116 127H115V125L118 123V121H114L113 123L115 124H111L107 129L108 130H111V131H108V130H106V133L108 134L109 132H111V133H109V135L107 136L105 133L104 134H102L103 136L105 135L106 136V138H105V136H104V139H102L101 140V138H102V136L101 137H98L99 139H97V140H99V141H97V143H94V144H97V146L96 145H94V147H96V148H94L93 147V145L91 146V147H89V148H91L92 150H90V149H87V153L90 155L91 154V151H92V154H91V156H90V158H92V156L94 157L93 159H90L89 158V156H88V154H87V156H85V157H83L82 156V159L84 160H82V159H80V163L79 164H74V163H72V160H74L72 157H76L77 156V154L79 153V149H80V151L81 150H84L82 147V144L83 143H81V145H80V140L82 139V133L79 131V129L80 128H82V126H81V120H78L77 119V116H72V115H74L73 113H71V112H67ZM66 113H71V115H69L68 116V114H66ZM65 114H66V117H64L65 116ZM122 115V114H121ZM120 115V116H121ZM72 117H74V118H72ZM76 117V118H75ZM122 117V116H121ZM121 117H119V119L121 118ZM124 117V116H123ZM121 118V119H125V118ZM63 118V119H62ZM67 119V120H66ZM118 119V118H117ZM62 120V121H61ZM127 120V116H126V119L125 120H122V122L123 121H126ZM70 121V122H69ZM15 122V126H14V123ZM81 122V123H80ZM120 122V121H119ZM12 124H13V126H12V124L10 125V132H11V134H10V136H9V138H13V141H15V139L14 138H17L18 137V133L17 132H19L20 131V133H21V131H22V129L24 128V126L22 125L23 124V121H22V118H21V120L18 118L17 120L16 119H14V121L13 122H11ZM17 123V124H16ZM20 123V124H19ZM73 123V124H72ZM76 123V124H75ZM124 123V122H123ZM123 123H121L122 125H123ZM56 124H58V125H56ZM79 125V126H78ZM75 126V127H74ZM13 127H15V128H13ZM113 128V130H112V128ZM0 128H2V126H1V124H0ZM13 128V129H12ZM76 129L75 131L73 130V129ZM20 129V130H19ZM150 129V128H149ZM149 129L147 128L146 129V131H144L143 132V135H142V138H146V137H148L149 136ZM12 130L14 131V132H12ZM108 131V132H107ZM150 131H151V129H150ZM72 132H74V133H72ZM70 133H72L71 135H70ZM74 134L76 135V138H75V136H74ZM81 134V135H80ZM145 134V135H144ZM17 135V136H16ZM62 135V138L61 137H59V136H61ZM68 135V137H66V136ZM78 135H80V137L79 138H77L78 137ZM113 137L114 136V138H112L111 136ZM65 136V137H64ZM74 136V137H73ZM136 136H139L138 134H136ZM69 137H70V139L71 140H69ZM64 138V139H63ZM73 138V139H72ZM112 138V139H111ZM62 139V140H61ZM69 141H68V140ZM75 139V140H74ZM108 139V140H107ZM114 139V140H113ZM17 140V139H16ZM65 140V141H64ZM118 140V141H117ZM46 142V144H45V142ZM58 141H59V143H58ZM67 141V142H66ZM108 141V142H107ZM131 141V142H130ZM43 142V143H42ZM67 144H66V143ZM69 142H72V143H69ZM75 142V143H74ZM42 143V144H41ZM77 143V144H76ZM98 143H99V146H98ZM101 143V144H100ZM116 143V144H115ZM48 144V145H47ZM66 144V145H65ZM41 145V146H40ZM48 147H47V146ZM65 145V146H64ZM80 145V146H79ZM102 145V146H101ZM104 145V146H103ZM117 145V146H116ZM39 146V147H38ZM111 146V147H110ZM118 146L120 147V148H118ZM124 146V147H123ZM34 147H36V148H34ZM37 147H38V149H37ZM44 147V150L43 149H41V148H43ZM49 147H50V149H49ZM61 148V149H58V148ZM65 147H66V151L64 150V152L63 153H65V156L64 155H62V163H61V156H60V154L62 153V149H65ZM73 147H74V149H73ZM101 147H103V148H101ZM54 148H56V149H54ZM98 148H99V150H98ZM109 148V149H108ZM116 150H115V149ZM137 147L135 146V149H136ZM39 149H40V151H39ZM47 149H49V150H47ZM52 149V151L50 152V150ZM112 149H114V150H112ZM45 150H47V153H48V151H49V153L50 154H53L52 155V159H50L51 158V156L49 155V157H48V159H47V156H46V154H44V153H46L45 152ZM57 150V151H56ZM60 150V151H59ZM95 150V151H94ZM104 150V151H103ZM112 150V151H111ZM119 150V151H118ZM120 150H122V151H120ZM124 150V151H123ZM33 151V152H32ZM94 151V152H93ZM100 151V152H99ZM107 151V152H106ZM135 151V150H134ZM86 152V151H85ZM109 152V153H108ZM57 155H56V154ZM77 153V154H76ZM97 153V154H96ZM44 154V155H43ZM67 154V155H66ZM71 154V155H70ZM34 155V156H33ZM37 155H39V156H37ZM56 155V156H55ZM58 155H59V157H58ZM74 155V156H73ZM97 155V156H96ZM31 156V157H30ZM66 158V160L65 161H67V162H65L64 161V157ZM67 156V157H66ZM37 157V158H36ZM43 157V158H42ZM54 157V158H53ZM57 157H58V159H57ZM72 158L71 159V162H68L69 160H70V158ZM5 158H6V160H5ZM8 158H9V160H8ZM34 158V159H33ZM46 158V159H45ZM59 158H60V160H59ZM69 158V159H68ZM86 159V161H87V159H88V162H90V163H88L87 162V164H85L86 162H85V159ZM53 159H57V161L56 160H53ZM68 159V160H67ZM106 159V160H105ZM44 160V161H43ZM46 160V161H45ZM82 160V161H81ZM92 160V161H91ZM49 161H51V162H49ZM60 161V162H59ZM103 161V162H102ZM7 162V163H6ZM40 162V163H39ZM45 162V163H44ZM56 163V164H54V163ZM65 162V163H64ZM82 162H84V164L82 163ZM94 162V163H93ZM98 162V163H97ZM14 163V164H13ZM36 163V164H35ZM59 163V164H58ZM69 163H72V164H69ZM100 163V164H99ZM110 163V164H109ZM5 164V165H4ZM7 164V165H6ZM10 164H12L10 167H9V165ZM25 164V165H24ZM48 164H50V165H48ZM83 164V165H82ZM91 164V165H90ZM97 164V165H96ZM2 165V166H1ZM14 165V166H13ZM21 165V166H20ZM24 165V166H23ZM40 165H42V166H40ZM55 165V166H54ZM57 165V166H56ZM70 165V166H69ZM73 165H76L77 167H75V166H73ZM79 165H81V166H79ZM87 165V166H86ZM92 165H93V167H92ZM45 168H44V167ZM48 166H49V168H48ZM61 166V167H60ZM83 166V167H82ZM91 166V167H90ZM98 166V167H97ZM15 167V168H14ZM17 167L19 168L18 170H17ZM27 167V168H26ZM74 167H75V169H74ZM81 167V168H80ZM85 167V168H84ZM95 167V168H94ZM32 168V169H31ZM38 168V169H37ZM42 168H44L45 170H43L42 171ZM53 168V169H52ZM60 168V169H59ZM90 170H89V169ZM93 168L95 169L94 171H95V173L93 172ZM97 168H98V171H96L97 170ZM108 168V169H107ZM11 169V170H10ZM21 169V170H20ZM29 169V170H28ZM39 169H40V172H38L39 171ZM56 169H57V172H56ZM68 169V170H67ZM80 169H82V170H80ZM101 171H100V170ZM103 169V170H102ZM24 170V171H23ZM28 170V171H27ZM37 170V171H36ZM62 170V171H61ZM69 170H72L71 172L69 171ZM75 170V171H74ZM9 171H11V172H9ZM16 171H18V172H16ZM19 171L21 172V173H19ZM27 171V172H26ZM32 171H34L33 172V174L34 175H32ZM42 171V172H41ZM51 171V172H50ZM65 171H66V173H65ZM78 171V172H77ZM82 171V172H81ZM100 171V172H99ZM111 171V172H110ZM30 172V173H29ZM50 172V173H49ZM55 172V173H54ZM61 172V173H60ZM92 172V174H90ZM109 172V173H108ZM114 172V173H113ZM24 173V176L22 175ZM29 173V174H28ZM39 173L41 174V175H39ZM44 173V174H43ZM75 173H77L76 175H75ZM79 173V174H78ZM88 173V174H87ZM99 173V174H98ZM112 173V174H111ZM38 174V175H37ZM46 174V175H45ZM71 174V175H70ZM72 174H74V175H72ZM118 174V175H117ZM29 177V179H28V177ZM38 177H37V176ZM43 176V177H42ZM48 176V177H47ZM70 176H71V178H70ZM110 176V177H109ZM119 176V177H118ZM31 177V178H30ZM44 178V179H42L40 182H38L39 180H36V178H39V179H41V178ZM46 177V178H45ZM104 177V178H103ZM107 177V178H106ZM66 178V179H65ZM70 179V180H69ZM88 179V180H87ZM111 179V180H110ZM114 179H116L117 181L116 182H114L115 180ZM68 180V181H67ZM75 180V181H74ZM80 180V181H79ZM82 180V181H81ZM86 180V181H85ZM92 180V181H91ZM96 180H98V181H96ZM100 180V181H99ZM107 180V181H106ZM45 181V182H46ZM61 181V182H60ZM66 181V182H65ZM110 181L112 182V183H110ZM121 181V182H120ZM35 182V183H34ZM46 182V183H47ZM64 182V183H63ZM80 182V183H79ZM83 182V183H82ZM86 184H85V183ZM99 182V183H98ZM107 182V183H106ZM115 184H114V183ZM67 183H69V184H67ZM94 183V184H93ZM97 183V184H96ZM102 183V184H101ZM60 184H62V187H61V185ZM66 184V185H65ZM84 184V185H83ZM89 184V185H88ZM91 184V185H90ZM108 184V185H107ZM121 184H123V185H121ZM75 185V186H74ZM94 185H95V188H93L94 187ZM114 185V186H113ZM48 186V187H49ZM65 186V187H64ZM80 186V187H79ZM83 186L85 187V188H83ZM101 186V187H100ZM111 187H112V189H111ZM120 187V188H119ZM124 187V188H123ZM65 188H66V190H65ZM77 188V189H76ZM83 188V189H82ZM88 190H87V189ZM91 188V189H90ZM92 189H94V190H92ZM105 189H107V190H105ZM110 189V190H109ZM123 189V190H122ZM125 189V190H124ZM158 189H159V191H161L162 190V187L159 185V187H158ZM55 190V191H54ZM78 190V191H77ZM87 192H86V191ZM91 190V191H90ZM120 190H122V191H120ZM157 189H155L153 192H154V194H156L157 195V197H158V199H156L155 198V196L156 195H154V194H151V196L148 198V200L145 202V204H144V207L142 206V202L140 201V196H138V193H136V194H133L132 193V196H126V198L125 199H123V196L121 197L124 201H126V202H124L122 199H121V202H123L124 203V207L122 206L123 205V203H120L119 204V206L121 207V208H123V210L125 211L124 213L125 214H123V215H125L122 219H127V221H123V220H121L122 221V223L124 224H126L127 226H128V224L130 223L129 221H131V220H133L134 222L133 223H131L132 225H136V224H140V223H138L137 221H139V220H141L140 222H144V221H146L145 219L147 218V220L150 218V216H152V219H149L148 221H151V220H154L155 218H157L158 216H156V215H158L157 213H159V212H161V210H162V205H161V207H159L160 205L159 204H162L161 202L160 203H158V204H153V203H156L158 200H160L161 199V197H162V192H159L158 190L156 191ZM8 191H10V190H8ZM6 192V193H8L9 194V192ZM57 191V192H56ZM80 191V192H79ZM96 191H98V193H100V194H102V192L100 191L99 192V190H96ZM117 191H119V192H117ZM53 192V193H52ZM58 192H59V194H58ZM74 192V193H73ZM79 192V193H78ZM84 192H86L87 194H88V196H87V194H85ZM157 192V193H156ZM77 193V194H76ZM160 193V194H159ZM10 194L11 195H6V194H4L5 196H4V201H5V207L7 206V204L9 203H11L10 205H13V204H15V202L14 201H12L13 200V198L12 197H9V196H12V193H11V191H10ZM80 194V195H79ZM69 195H71L70 197H69ZM134 195V196H133ZM135 195L137 196L136 197V200H134L135 199ZM154 197H153V196ZM160 195V196H159ZM86 196V197H85ZM71 199H69V198ZM81 197V198H82ZM134 197V198H133ZM80 198V199H81ZM131 198H133V200L131 199ZM138 198V199H137ZM154 199L153 201L151 200H149V199ZM127 199V200H126ZM157 200V201H156ZM67 201V202H68ZM129 201V202H128ZM136 201V202H135ZM138 201H140V205L142 206V208H138V207H140V205H139V202ZM150 201V202H149ZM128 202V203H127ZM135 202V203H134ZM138 202V203H137ZM148 202L150 203V204H148ZM13 203V204H12ZM8 204V206H7V209L9 210L10 209V205ZM130 204V205H129ZM137 204V205H136ZM152 204V205H151ZM154 205V206H153ZM147 206H149L147 209H146V207ZM9 207V208H8ZM137 207V208H136ZM158 207V208H157ZM133 208V209H132ZM160 208H161V210H160ZM6 209V210H7ZM135 209H138L137 211L138 212H142V213H138ZM146 209V210H145ZM158 209H159V211H158ZM152 210V211H151ZM154 210H157L156 211V214H155V211ZM132 213H131V212ZM135 211V212H134ZM146 211H147V213H146ZM150 211V212H149ZM128 212V213H127ZM130 212V213H129ZM154 212V213H153ZM58 213V212H57ZM56 213V214H57ZM139 215H138V214ZM154 215H153V214ZM56 214H55V216H53V219L57 222L58 221V223L60 224V225H62V220H63V216H62V214H61V212H59L58 214H57V216H56ZM132 217V219H131V217L129 216V215ZM133 214V215H132ZM142 214V215H141ZM149 214H152V215H149ZM58 215H59V217H60V219H59V217H58ZM126 215H127V218H126ZM136 215H138V216H140L139 218H137V216ZM134 216H135V218L137 219H135L134 220ZM142 218V219H141ZM136 222V223H135ZM122 223H120V224H122ZM135 223V224H134ZM131 225V226H132ZM125 227V226H123V225H121V227H120V235L116 232V231H114L115 233L114 234H111V236H112V238L114 237H116V235H117V239H121V240H123V239H125V234L127 233V231L129 230V228L128 227H130V226H128V227ZM61 227V226H60ZM126 228V229H125ZM128 229V230H127ZM122 230V231H121ZM125 230H127V231H125ZM60 231V230H59ZM20 233V232H19ZM122 233V234H121ZM125 233V234H124ZM116 234V235H115ZM32 235V234H31ZM31 235H30V238H31ZM36 235L35 234H33L32 235V237H34V238H32L30 241H34L35 243H33V242H31V243H33V244H36V246L35 245H32V248L30 247V249H31V253L30 252H28V250L26 249H24V246L22 247L21 245H24V244H21L22 242L23 243H25L24 241H22V240H28V239H26V237H25V234H23L22 232H21V236H20V238H22V242L20 241V243L18 244V245H16L15 246V248H11L10 250H8V248L9 247H7V245L5 244V248L3 247L2 248V252L4 251V253H3V258H4V260H3V258H2V264H13L14 263V260H15V263L16 264H25V262H27V264L29 263H31V264H52L54 261H52L53 260V258L55 257V255H57L58 253H56L55 252V250L57 249V247L59 248V246L58 245H60L59 243H57L56 244V241L54 242V240H51V242L48 244V246L49 247H46V248H44L41 244H40V242L38 241V237H37V239H36V237H35ZM122 237V238H120V237ZM109 238H111V237H109L108 236V238L107 239H109ZM37 241H36V240ZM105 240V247L103 248V250H102V252L104 253L103 254V256L106 254V255H108V257L110 256V257H112V255L114 254V251H115V249L112 247V245L114 246V243H113V241L112 240H110V241H108V240ZM37 242H39V243H37ZM52 242H54L53 243V245H52ZM108 242V243H107ZM38 244V245H37ZM52 245V246H51ZM57 245V246H56ZM65 245V244H64ZM109 247H108V246ZM56 247V249H55V247ZM37 247V248H36ZM40 247V248H39ZM38 248H39V250H38ZM106 248V249H105ZM112 248V249H111ZM19 249V250H18ZM35 249V250H34ZM55 249V250H54ZM6 250V251H5ZM7 250L10 252H7ZM14 250H17L16 252L14 251ZM24 250V251H23ZM35 252H34V251ZM41 250H42V252H41ZM59 250V249H58ZM58 250H56L57 252H58ZM110 250H111V252H110ZM13 251L15 252V253H13ZM44 251V252H43ZM47 251V253H45ZM11 252H12V256H11ZM20 252V253H19ZM37 252V253H36ZM53 254H52V253ZM17 253V254H16ZM51 253V254H50ZM56 253V254H55ZM8 254H9V256H8ZM43 254H44V256H43ZM7 257H6V256ZM30 256V257H29ZM28 257V259H26V258ZM32 257V258H31ZM49 257H51V259H48ZM53 257V258H52ZM13 260H12V259ZM18 258V259H17ZM9 259H10V261H9ZM23 259V260H22ZM24 259H26V261H24ZM33 259V260H32ZM55 259V258H54ZM7 260H8V262H7ZM11 260H12V262H11ZM22 260V261H21ZM30 260V261H29ZM50 260V261H49ZM48 261H49V263H48ZM19 262V263H18ZM70 262V261H69ZM14 263V264H15ZM69 264V263H68Z\"/></svg>",
    "mask_w": 264,
    "mask_h": 264
}]
</instances>
